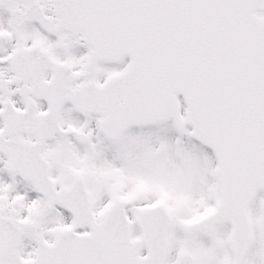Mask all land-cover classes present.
I'll return each instance as SVG.
<instances>
[{"label": "snow or ice", "instance_id": "obj_1", "mask_svg": "<svg viewBox=\"0 0 264 264\" xmlns=\"http://www.w3.org/2000/svg\"><path fill=\"white\" fill-rule=\"evenodd\" d=\"M0 264H264V0H0Z\"/></svg>", "mask_w": 264, "mask_h": 264}]
</instances>
